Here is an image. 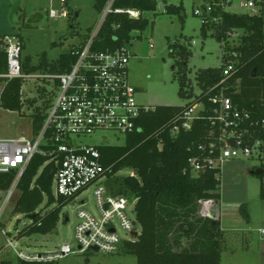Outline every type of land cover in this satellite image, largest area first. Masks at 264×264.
<instances>
[{"label":"trees","instance_id":"16d2710c","mask_svg":"<svg viewBox=\"0 0 264 264\" xmlns=\"http://www.w3.org/2000/svg\"><path fill=\"white\" fill-rule=\"evenodd\" d=\"M195 3L198 0H194ZM207 1V0H203ZM106 0H96L101 11ZM159 0H116L115 7L132 9L140 16L132 18L127 13L110 14L94 42V49L114 51L131 43L133 33L147 28L146 12L159 9ZM197 6V5H196ZM183 4H165V12L184 17ZM195 14V9H194ZM71 11H69V18ZM197 15V14H195ZM198 16V15H197ZM201 17V34L216 37L222 53H237L231 57L237 61V71L227 80L226 93L242 111L250 113V119L243 124L252 133L253 139H264V11L260 14H234L228 11H212ZM241 30L238 44H231L229 32ZM22 48L25 49L24 38ZM86 40V39H85ZM170 55L175 58L174 75L179 80V95L192 99L185 105H156L141 114V129L129 134L125 145L97 146L102 162L110 167L108 185L110 190L129 199H136L135 211L142 226L141 233L133 240L125 241L120 251L136 256L137 264H221L225 230L220 220L201 214L204 201L220 202L221 168H205L193 173L191 160L218 157V140L222 131L220 124L213 125L210 116L213 103L210 100L221 87L224 62L219 67L200 68L195 72V81L200 94L194 95V84L189 76V60L193 52L190 44L174 41L170 44ZM74 56L71 49L63 53L53 64L46 55L38 65L22 59L25 74L36 72H63L69 69ZM7 51L0 35V74L7 71ZM0 96V106L10 111H22L25 100L22 95L25 78L5 80ZM43 105L36 106L33 113V129L38 132L49 104L45 91L38 87ZM35 103L32 100L31 106ZM203 104L205 110L193 121L192 128H182L183 115L191 106ZM178 128L174 133L173 129ZM248 135V134H247ZM215 144V148L211 145ZM213 150V151H212ZM47 158L37 154L33 157L19 182L20 195L13 213L35 215L33 222L19 232L20 236L46 235L57 228L61 206L69 202L53 195L52 181L55 168L52 163L45 166ZM130 168L133 175L118 173ZM257 169V168H256ZM253 169L252 173L262 178L263 172ZM15 172L0 176V188H8ZM48 204L59 202V206L45 213L40 210L44 196ZM264 199V184L261 187ZM248 217V215H247ZM18 264H51L43 261H24Z\"/></svg>","mask_w":264,"mask_h":264},{"label":"built area","instance_id":"2783aa9c","mask_svg":"<svg viewBox=\"0 0 264 264\" xmlns=\"http://www.w3.org/2000/svg\"><path fill=\"white\" fill-rule=\"evenodd\" d=\"M67 1L60 0V9H51L49 16L68 18ZM115 2L106 0L98 25L90 31L83 44L71 49L74 60L63 72L25 74L19 35L3 36L8 67L5 73L0 74V79H40L43 83L39 87L50 101L38 132L33 129L31 135L0 139V176L15 172L11 185L0 188V229L5 236L8 235L4 226L20 195L19 182L37 154L47 158L43 166L52 163L55 168L52 189L57 199L70 202L82 197L77 211L79 223L74 242L63 243L53 251L39 254L17 249L15 241L7 237L19 260L53 262L71 254H112L118 252L125 241L133 240L140 234L136 199L114 194L108 185L111 168L103 164L97 145H86L77 140L98 130H113L126 136L135 133L141 129L138 123L141 114L151 107L137 102V90L129 80L131 53L128 46L114 51L94 49L95 39L110 14L127 13L132 18L141 15L137 10L116 8ZM214 10L256 15L264 11V0H198L195 14L204 16ZM240 31L229 32L230 38L241 35ZM236 56V52L222 54L225 64L223 79L217 85L221 89L210 99L214 105L210 120L213 125L220 124L222 128L218 140L219 155L204 161L192 159V171L196 174L205 168L219 169L225 160L245 156L257 160L256 167L263 172L264 184V139L251 138L252 133L243 128L246 120L250 119V113L240 110L226 93L227 80L237 71V61L231 58ZM204 110L203 104L188 108L183 115L182 128L190 130L193 121ZM261 125L264 128V119ZM177 130L176 127L173 132ZM215 146L211 145L212 148ZM92 186L95 212L84 208L87 201L83 196ZM208 205L209 201H204L202 209L206 210ZM66 220L69 221V218ZM118 228L126 235L122 236Z\"/></svg>","mask_w":264,"mask_h":264},{"label":"rangeland","instance_id":"374dc122","mask_svg":"<svg viewBox=\"0 0 264 264\" xmlns=\"http://www.w3.org/2000/svg\"><path fill=\"white\" fill-rule=\"evenodd\" d=\"M159 3L183 4L185 15L182 18L168 14L160 7L155 12L144 13L149 25L145 30L135 31L128 46L131 53L129 80L137 90L136 99L139 104L183 106L192 99L179 95L180 84L174 75L175 58L170 55V44L174 41L190 44L193 54L189 60V76L194 84V95L200 94L195 72L200 68L219 67L222 63V48L218 39L212 36L211 30L206 38L201 34V17L194 14L197 2L159 0ZM60 6V0H0V35L20 34L24 38V61L29 58L32 65H38L46 55L53 64L63 53L83 44L101 19L96 0H68L65 6L71 11L70 18H51L49 11L58 10ZM230 42L237 45L239 41L235 37L230 38ZM42 83L34 77L23 83L22 95L26 103L22 111L0 107V139L33 131V113L37 105H43L37 90ZM4 85L5 81L0 79V95ZM32 100L35 101L33 106L30 105ZM126 139V135L113 130H98L77 138L79 142L92 146H121L125 145ZM257 165V160L245 156L225 160L221 165L222 198L213 212L218 218L221 216L225 229L221 264H264L262 178L252 173ZM134 173L132 169L125 168L118 174L127 176ZM83 198L87 201L84 208L95 212L93 186ZM81 200L82 197L62 205L57 228L46 235L21 237L19 232L33 220L25 214L13 213L4 226L8 235L5 236L0 229V264H18L20 261L13 247L9 246L7 237L15 241L17 249L39 254L53 251L63 243L74 242ZM47 204L48 196L45 195L39 208L43 213L59 206L57 201ZM118 229L122 236L126 235ZM138 230L141 233V224ZM51 264H137V258L120 250L112 254L89 252L71 254Z\"/></svg>","mask_w":264,"mask_h":264},{"label":"crops","instance_id":"0c3cea01","mask_svg":"<svg viewBox=\"0 0 264 264\" xmlns=\"http://www.w3.org/2000/svg\"><path fill=\"white\" fill-rule=\"evenodd\" d=\"M223 54V53H222ZM198 86V85H197ZM199 87V86H198ZM198 95V94H197ZM200 106V105H199ZM1 107V106H0ZM25 107V106H24ZM33 113V112H32ZM31 113V114H32ZM32 124H33V121H32ZM31 131L32 130H30L27 134L25 133V135H31ZM218 203H220V202H216V201H212V200H210L209 201V205L207 206V209L205 210V209H202V212H201V214L202 215H204V216H209V217H211V218H214V219H217V220H220V222H221V225H222V228L224 229V225H223V222H222V218H221V216H219V218H218V216H216V215H214L213 214V212L215 211V209H216V206L218 205ZM225 230V229H224Z\"/></svg>","mask_w":264,"mask_h":264},{"label":"water","instance_id":"95a60500","mask_svg":"<svg viewBox=\"0 0 264 264\" xmlns=\"http://www.w3.org/2000/svg\"><path fill=\"white\" fill-rule=\"evenodd\" d=\"M18 6H19V3L16 5V8H17ZM159 7H160V9H161L162 11H165V4H164V3L160 4ZM29 218L33 220V219L35 218V215H31V216H29ZM94 250L97 251L98 249H97V248H94Z\"/></svg>","mask_w":264,"mask_h":264}]
</instances>
